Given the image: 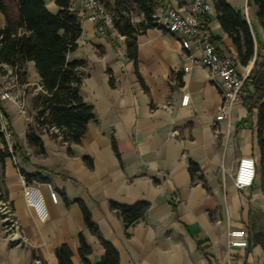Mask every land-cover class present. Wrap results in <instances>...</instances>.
Wrapping results in <instances>:
<instances>
[{
	"label": "crops",
	"instance_id": "1",
	"mask_svg": "<svg viewBox=\"0 0 264 264\" xmlns=\"http://www.w3.org/2000/svg\"><path fill=\"white\" fill-rule=\"evenodd\" d=\"M115 1L109 0L111 12ZM154 1L158 16L162 6L186 4L185 0ZM225 2L247 22L253 56L246 64L239 61L214 6L207 14L210 34L218 39V49L236 56L238 67L246 72L264 51L260 49L264 26L253 0ZM44 3L48 10H58L55 0ZM71 9L80 17L81 33L67 59L85 62L79 95L92 107L93 118L79 143H60L43 133V152L29 147L31 99L42 88L34 63H25V82L18 84L19 92H24V111L15 101L1 104L10 142L19 150L12 149L0 164V176L3 196L26 241L12 245L0 230V264H57L55 249L61 244L69 248L72 264H84L78 253L80 234L91 249L86 256L89 264H96L104 254L99 236L117 250L118 264H264V248L251 241L254 233L264 232L257 109L248 113L244 105H235L229 120L216 121L222 100L208 69L193 66L184 72L187 53L172 34L160 27L137 34L134 60L127 55L125 37L114 27L100 35L76 0H71ZM129 16L133 24L144 19L133 5ZM4 23L0 13V27ZM184 93L188 98L181 106ZM246 156L255 160L256 173L251 186L239 190L233 173L238 160ZM191 163L198 167L192 173ZM19 169L31 178L28 183L39 184L49 213L45 222H39L24 201L25 178ZM47 182L53 185V196ZM78 201L89 211L98 235L87 228ZM140 201L149 206L128 227L109 207L110 202L132 206ZM231 229L247 232V247L227 245Z\"/></svg>",
	"mask_w": 264,
	"mask_h": 264
},
{
	"label": "trees",
	"instance_id": "2",
	"mask_svg": "<svg viewBox=\"0 0 264 264\" xmlns=\"http://www.w3.org/2000/svg\"><path fill=\"white\" fill-rule=\"evenodd\" d=\"M101 1L108 7L109 0ZM253 1L257 6V17L264 26V0ZM55 5L58 10L52 12L45 6L44 0H0V13L5 20L4 26L0 27V71L5 74L3 65L11 67L19 83H24L26 77L24 65L27 61H32L42 88L31 99L34 117L26 133L27 145L34 148L37 153L43 152L40 138L43 133H48L60 143H79L88 121L93 118L92 107L79 95V86L85 77L83 70L85 62L67 59V54L77 46L76 40L81 33L80 17L71 9V0H55ZM115 5V10L112 11L113 27L125 37L127 55L135 60L137 34L150 27H159L153 18L157 3L154 0H116ZM132 5L144 17L143 21L137 24L130 20L129 12ZM213 6L221 28L231 37L237 48L239 61L246 64L253 56L254 49L247 22L240 12L232 9L225 0H213ZM203 20L205 29L210 32L208 16H204ZM211 42L216 45L218 39L211 37ZM249 78L252 90L243 98L242 105L247 108L248 113L254 108L257 109V139L264 168V51L257 55ZM1 112L7 121L2 109ZM50 127L56 128L59 134L49 133ZM2 143L0 164L10 156L5 141ZM12 149L19 150L16 145H13ZM84 161L87 165L91 164L87 157ZM197 168L194 163L189 166L191 173ZM19 170L26 182H29L31 178ZM0 191L2 192L1 176ZM78 203L87 228L98 235V228L91 220L89 211L83 202ZM148 206L145 201L132 206L109 203L110 209L121 216L125 227L141 218ZM99 241L104 247V254L96 264H118V253L113 245L100 236ZM251 241L264 248V232L254 233ZM10 243L14 245V242ZM90 252V247L80 234L78 253L84 264H89L86 256ZM55 255L57 264H72L71 252L67 245H59L55 249Z\"/></svg>",
	"mask_w": 264,
	"mask_h": 264
},
{
	"label": "built area",
	"instance_id": "3",
	"mask_svg": "<svg viewBox=\"0 0 264 264\" xmlns=\"http://www.w3.org/2000/svg\"><path fill=\"white\" fill-rule=\"evenodd\" d=\"M76 1L87 13V19L94 23L97 32L103 36L107 35L108 29L113 27L114 15L105 4L101 0ZM185 2L186 4L179 8L160 7L162 15L158 16L155 13L154 21L163 31L172 34L180 42L181 48L186 51L189 65L183 66L184 72H188L193 66H204L208 69L222 100L215 120H229L232 108L242 104L243 98L249 90H252L249 76L253 67L251 66L246 72L241 71L236 56L220 51L217 45L211 42V34L205 29L203 20V17L213 9L210 0H185ZM3 69L5 70V77L9 81L0 83V136L6 142L9 153L12 154V144L9 142L11 132L2 116L1 104L7 101H15L19 110L24 111V92L18 90L17 75L14 70L6 65H3ZM187 98V93L182 94L181 106L186 104ZM48 132L59 134L54 127H50ZM57 137L60 138L59 135ZM255 173V160L250 156L241 157L233 173L234 186L239 190L251 186ZM46 186L53 196V185L47 182ZM22 192L24 201L32 210L35 218L39 222H45L49 213L39 184L28 183L23 180ZM0 230L10 242H14V245L22 246L26 241L12 207L1 191ZM227 245L229 247H247V232L243 229L228 230Z\"/></svg>",
	"mask_w": 264,
	"mask_h": 264
},
{
	"label": "rangeland",
	"instance_id": "4",
	"mask_svg": "<svg viewBox=\"0 0 264 264\" xmlns=\"http://www.w3.org/2000/svg\"><path fill=\"white\" fill-rule=\"evenodd\" d=\"M134 14H135V12H133ZM136 16V15H135ZM6 81H9V79L7 78V77H5V74L2 72V71H0V83H4V82H6ZM16 84L18 85L19 84V81H18V77H17V79H16ZM2 141H3V138L0 136V148L2 149L3 148V143H2ZM10 141H12V139H10ZM9 141V142H10ZM6 143V142H5ZM11 143V142H10Z\"/></svg>",
	"mask_w": 264,
	"mask_h": 264
}]
</instances>
